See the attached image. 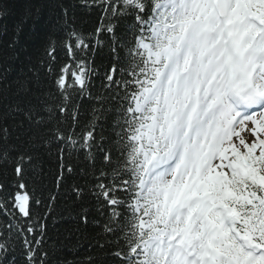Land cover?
Masks as SVG:
<instances>
[{
	"label": "snow or ice",
	"instance_id": "1",
	"mask_svg": "<svg viewBox=\"0 0 264 264\" xmlns=\"http://www.w3.org/2000/svg\"><path fill=\"white\" fill-rule=\"evenodd\" d=\"M81 4L99 25L85 34L65 20L67 60L50 43L29 68L49 87L26 103L0 90V175L13 174L0 179V264H21L18 242L22 264H264V0ZM17 129L56 142L62 168L65 149L83 153L88 179L74 191L99 217L81 211L97 229L85 256L45 247Z\"/></svg>",
	"mask_w": 264,
	"mask_h": 264
},
{
	"label": "trees",
	"instance_id": "2",
	"mask_svg": "<svg viewBox=\"0 0 264 264\" xmlns=\"http://www.w3.org/2000/svg\"><path fill=\"white\" fill-rule=\"evenodd\" d=\"M99 17L98 10L83 7L81 0H0V90L5 96L4 103L16 100L34 102L36 93L49 87L43 71L39 73V88L35 87V77L29 68L38 67L41 59L45 58V50L50 43L55 44L57 61L67 60L62 47L66 36L65 20L67 30L74 28L86 34L99 25ZM108 61L107 49L98 51L96 64L104 65ZM18 82H26L31 90L26 94L21 92L16 95ZM94 82L98 89L99 80ZM88 111L89 102L85 100L81 108V122L87 118ZM22 119V116H16L17 123ZM9 124H12L11 117ZM16 135H20V140H15ZM12 143L17 146L18 151L32 157L31 162L25 164L24 181L28 185L27 191L41 200L38 207L33 204V214L40 216L46 224L45 247L54 244L59 252L69 258L77 252L79 256H85L88 245L94 243L97 229L91 223L86 229L83 228L81 211L84 207L89 209L90 221L99 217L94 200L87 194L78 200L74 191L75 187H83L88 179L81 173V169L87 167L83 153L69 154L65 149L62 168L59 145L56 142L45 146L40 140L29 141L24 130L17 129L13 133ZM69 167L72 168L71 172L68 171ZM58 177H62L59 186ZM0 179H13L11 170L6 176L0 175ZM53 195L54 201L51 200ZM49 203L50 211L47 207ZM78 228L82 230L77 231ZM21 250L18 242L17 259L22 264L23 257L19 255Z\"/></svg>",
	"mask_w": 264,
	"mask_h": 264
},
{
	"label": "rangeland",
	"instance_id": "3",
	"mask_svg": "<svg viewBox=\"0 0 264 264\" xmlns=\"http://www.w3.org/2000/svg\"><path fill=\"white\" fill-rule=\"evenodd\" d=\"M243 135V134H242Z\"/></svg>",
	"mask_w": 264,
	"mask_h": 264
}]
</instances>
